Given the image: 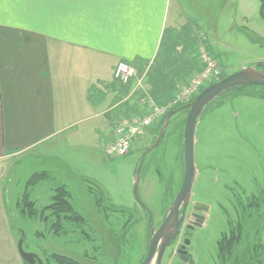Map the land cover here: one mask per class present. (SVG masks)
Returning a JSON list of instances; mask_svg holds the SVG:
<instances>
[{
	"label": "rangeland",
	"instance_id": "rangeland-1",
	"mask_svg": "<svg viewBox=\"0 0 264 264\" xmlns=\"http://www.w3.org/2000/svg\"><path fill=\"white\" fill-rule=\"evenodd\" d=\"M203 2L210 3L209 11H200L205 25L206 19L218 25L217 33L208 34L218 73L203 80L202 86L207 87L230 73L264 61V19L259 15V0ZM201 68L202 64L193 69L169 100L149 102L148 107L163 106L166 110L152 116L151 126L142 137L132 140L125 156L104 155V140L111 132V123L106 115L93 117L92 113L85 123L71 121L64 136L46 149L62 156L65 166L39 156V150L1 163L0 264H29L18 252L19 240L22 249L35 254L42 264H66L58 257L76 264H139L147 251L150 228L155 230L163 221L181 185L187 110L169 118L160 142L145 156L137 200L133 181L140 154L154 142L165 115L192 100L181 92ZM231 95L224 94L213 101L195 130L196 175L188 208L193 206L192 210L202 212L204 221L189 230L191 264H223L217 241L228 232L230 218L235 220L238 198L261 193L264 187V99ZM58 186L67 190L77 218L67 211L45 208L52 203ZM26 193L28 201L33 202L32 216L20 212L19 203ZM236 216L238 221L237 211ZM252 221L250 231H242L241 239L256 247L258 258L262 252L258 245H264V203ZM179 238L167 248L162 264H189L180 261L175 253ZM237 254L242 258V250ZM231 262L240 264L238 256Z\"/></svg>",
	"mask_w": 264,
	"mask_h": 264
},
{
	"label": "crops",
	"instance_id": "crops-1",
	"mask_svg": "<svg viewBox=\"0 0 264 264\" xmlns=\"http://www.w3.org/2000/svg\"><path fill=\"white\" fill-rule=\"evenodd\" d=\"M203 3L0 0V164L39 150L65 166L46 149L72 123L106 115L105 142L121 117L169 100L201 65L198 46L213 56ZM120 61L137 71L126 84L113 77Z\"/></svg>",
	"mask_w": 264,
	"mask_h": 264
},
{
	"label": "water",
	"instance_id": "water-1",
	"mask_svg": "<svg viewBox=\"0 0 264 264\" xmlns=\"http://www.w3.org/2000/svg\"><path fill=\"white\" fill-rule=\"evenodd\" d=\"M244 86H264V61H257L248 67H244L236 72L226 75L218 81L203 88L189 103L182 105L175 110L169 111L163 119L162 126L154 142L141 152L133 181L134 195L137 200V184L140 169L145 156L160 142L168 125L169 118L181 110H187L182 133L183 175L181 185L178 192L174 196L163 221L155 230L150 228L149 217L150 236L147 251L145 253V257L139 264H162L167 248L175 240L179 233V229L183 222L184 212L190 200L191 190L196 175L194 162L195 130L200 117L206 108L217 98L234 89ZM203 221V213L200 212L199 214H196L193 209L189 219L190 226H188V228L194 229V227H199L202 225ZM188 245L189 240L185 239L184 242L175 249V253L180 261L191 264L192 256L186 249ZM17 249L22 259L27 263L42 264L40 259L35 254L27 253L22 249V240H19Z\"/></svg>",
	"mask_w": 264,
	"mask_h": 264
},
{
	"label": "trees",
	"instance_id": "trees-1",
	"mask_svg": "<svg viewBox=\"0 0 264 264\" xmlns=\"http://www.w3.org/2000/svg\"><path fill=\"white\" fill-rule=\"evenodd\" d=\"M259 15L264 19V0H259ZM247 95L251 97H258L264 99V86H244L234 89L225 94L229 95ZM231 95V96H232ZM36 176V174L34 175ZM52 195V203L45 208L52 209L54 212H68L74 216V210L68 200V192L64 187L58 186L54 188ZM249 198V199H248ZM264 203V192L258 194H252L247 198L242 197L237 201V208H235V220L231 217L229 221V230L223 233L220 239L217 241L218 257L223 264L232 263L231 260L235 256H238L240 264H264V245L263 243L258 246L262 248V252L259 253L260 257L257 258L256 247L249 243L242 241L241 233L246 230L247 234L250 231L253 224L254 214L257 213L258 207ZM21 206V214H27L32 216L34 210L32 209L33 202L28 201V194H24L19 203ZM58 208V209H57ZM236 211L239 215L237 221ZM77 218V215H75ZM79 219V218H78ZM258 247V248H259ZM242 250V258L237 254ZM61 263L76 264L71 259L58 257Z\"/></svg>",
	"mask_w": 264,
	"mask_h": 264
},
{
	"label": "built area",
	"instance_id": "built-area-1",
	"mask_svg": "<svg viewBox=\"0 0 264 264\" xmlns=\"http://www.w3.org/2000/svg\"><path fill=\"white\" fill-rule=\"evenodd\" d=\"M198 57L200 64H202L201 71L181 92L183 97H190V99H193L205 88L202 86L203 80L218 73V64L214 61L215 58L210 55L205 47H198ZM136 74L137 71L134 66L127 62L120 61L115 66L113 77L118 82L126 84L135 77ZM182 96L181 98H183ZM165 110L163 106L151 105L145 112L143 111L140 114H130L126 117H121L113 126L111 138L104 142V155L107 157L127 155L130 151L132 140L142 137L148 127L153 123L152 116L161 114Z\"/></svg>",
	"mask_w": 264,
	"mask_h": 264
},
{
	"label": "flooded vegetation",
	"instance_id": "flooded-vegetation-1",
	"mask_svg": "<svg viewBox=\"0 0 264 264\" xmlns=\"http://www.w3.org/2000/svg\"><path fill=\"white\" fill-rule=\"evenodd\" d=\"M262 188H263V191L262 192H264V187H262ZM257 190H258V188L256 189V191ZM252 194H256V192L255 193H252ZM252 194H250V195H252ZM250 195H246V196H250ZM192 207L193 206H191V209H189L188 206H187V208H186V210L184 212L183 222H182V225H181V227L179 229V233L177 235L178 237L180 236V238H179L180 239V242H179L178 246H180L184 242L185 239H188V237L190 235V231L189 230H193V229L188 228V226H190L189 219H190L191 214H192ZM194 213H196V214L198 213L199 214L200 212L194 210ZM147 214H148V217H150V214L148 212H147ZM194 228H196V227H194ZM181 229H183V231ZM180 233H181V235H180ZM187 248H188V246L186 247V249Z\"/></svg>",
	"mask_w": 264,
	"mask_h": 264
}]
</instances>
